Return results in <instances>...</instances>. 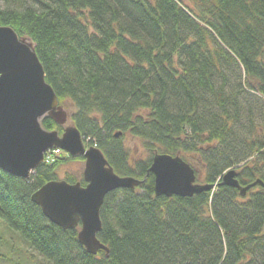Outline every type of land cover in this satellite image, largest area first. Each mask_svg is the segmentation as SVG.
Returning a JSON list of instances; mask_svg holds the SVG:
<instances>
[{"label": "trees", "instance_id": "trees-1", "mask_svg": "<svg viewBox=\"0 0 264 264\" xmlns=\"http://www.w3.org/2000/svg\"><path fill=\"white\" fill-rule=\"evenodd\" d=\"M0 25L34 44L87 145L143 180L106 195L98 238L108 251L90 254L78 228L32 201L72 157L29 178L0 168V217L34 251L53 264H264V0H0ZM42 126L63 131L50 117ZM127 135L147 157H131ZM156 152L180 154L215 187L156 195ZM232 168L242 186L259 182L245 195L221 184Z\"/></svg>", "mask_w": 264, "mask_h": 264}, {"label": "water", "instance_id": "water-1", "mask_svg": "<svg viewBox=\"0 0 264 264\" xmlns=\"http://www.w3.org/2000/svg\"><path fill=\"white\" fill-rule=\"evenodd\" d=\"M47 117L63 126L61 134L42 126ZM68 121L67 111L46 81L34 44L12 27L0 25V168L29 178L51 149L84 157L85 185L52 180L35 191L32 201L51 223L64 230L78 228L79 243L88 253L97 254L108 251L98 238L106 195L118 188L134 189L143 180L117 174L103 151L87 145L78 128L67 125ZM149 172L155 176L156 195L191 197L216 185L198 182L194 168L180 154L156 152ZM258 182L242 186L237 169L232 168L222 176L221 184L236 187L245 195Z\"/></svg>", "mask_w": 264, "mask_h": 264}, {"label": "rangeland", "instance_id": "rangeland-1", "mask_svg": "<svg viewBox=\"0 0 264 264\" xmlns=\"http://www.w3.org/2000/svg\"><path fill=\"white\" fill-rule=\"evenodd\" d=\"M65 108V107H64ZM67 109V110H66ZM70 115L71 108H65ZM67 125H72L69 119ZM126 146L130 151L132 158H145L148 156V151L142 140L133 138L127 135L125 139ZM64 151L50 150L46 153L44 163L51 164L55 162L57 156ZM68 157H72L64 163H61L57 168V176L63 180L67 175L73 174L80 178L83 176L85 161L80 158H74L64 152ZM34 172V171H33ZM201 179V177H200ZM53 264L43 256L34 251L28 243H26L20 233L12 229L8 223L0 217V264Z\"/></svg>", "mask_w": 264, "mask_h": 264}]
</instances>
